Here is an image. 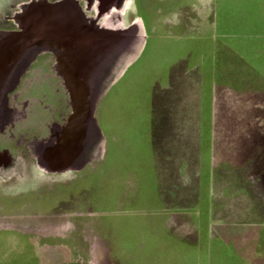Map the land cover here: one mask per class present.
Returning <instances> with one entry per match:
<instances>
[{
    "label": "rangeland",
    "instance_id": "rangeland-1",
    "mask_svg": "<svg viewBox=\"0 0 264 264\" xmlns=\"http://www.w3.org/2000/svg\"><path fill=\"white\" fill-rule=\"evenodd\" d=\"M195 11L182 12L193 29L188 34L164 22L163 14L156 27L150 11L139 15L156 38L147 41L133 74L98 107L99 124L115 135L108 156L116 169L100 179L102 187L89 176L73 190L75 173L58 181L31 169L23 188L16 179L0 180L9 198L68 187L65 197L45 200L42 208L0 213V231L44 236V264H264V0H226L220 7L214 40L234 52L230 73L218 65L226 56L216 53ZM152 48L159 50L155 58ZM171 82L176 100L168 116L175 113V121L157 131L126 115L134 111L141 120L155 112L146 106L147 91L171 88ZM35 88L26 90L28 99L58 107ZM46 111L27 122L41 127L58 116ZM112 113L117 127L107 122ZM147 132L151 148L144 145ZM170 134L176 145L164 155L158 147ZM221 136L233 140L219 142ZM6 148L12 157L21 155V147ZM232 154L239 159L228 158ZM27 221L41 232L19 230ZM32 246L24 235L1 234L0 264H20L21 251L28 255Z\"/></svg>",
    "mask_w": 264,
    "mask_h": 264
},
{
    "label": "water",
    "instance_id": "water-1",
    "mask_svg": "<svg viewBox=\"0 0 264 264\" xmlns=\"http://www.w3.org/2000/svg\"><path fill=\"white\" fill-rule=\"evenodd\" d=\"M0 25L16 29L0 31L7 38L0 49L17 68L13 78L24 75L27 91L40 86L58 104H50V113L66 118L50 122L48 139L29 141L20 156L0 152V180L16 179L22 187L31 169L67 181L105 152L97 110L142 54L143 20L134 0H0ZM35 112L36 97L21 109L0 101V128Z\"/></svg>",
    "mask_w": 264,
    "mask_h": 264
},
{
    "label": "flooded vegetation",
    "instance_id": "flooded-vegetation-1",
    "mask_svg": "<svg viewBox=\"0 0 264 264\" xmlns=\"http://www.w3.org/2000/svg\"><path fill=\"white\" fill-rule=\"evenodd\" d=\"M135 2L138 7V14H143L144 9H147L146 7L149 4L150 0H135ZM11 30H16V29H12L10 27H5L0 25V31L6 32ZM6 39H7L6 37H4V39L0 38V44L1 41H3V45L1 44L2 46L0 47H5ZM8 63H9V56H7L5 50L1 51L0 49V101L16 105L21 109V106L24 104V102H26L27 99L26 87L28 85V81L26 77L22 74H20L18 79L17 78L15 79V77L13 78V74L16 72L17 68L14 67L12 69L11 63L10 65ZM41 66H43V64H39V66L36 67V69L38 70ZM38 75H39L38 73L35 74V76ZM35 84L39 85L40 83L34 82V85ZM2 93L4 95H1ZM41 96L45 98L43 94ZM42 102H43L42 99L37 98V111L39 110L40 111L34 115H36L37 118H39L38 121L42 118V114H43L42 111L44 109L47 110L49 113L51 110L50 106H47L45 108L42 107L43 104ZM45 102H47V100ZM65 112L67 114L68 111ZM57 115L58 116H55L52 119V121H56L61 124L65 123L66 118L60 116L59 114ZM45 120L47 119H43L42 121L39 122L40 126L42 125L41 122H46ZM38 121L35 123V125H31L27 122V119L21 118L17 120L14 123V125L11 126L9 125L0 128V152L6 150L7 145L9 146L13 144L17 151H21V149L23 150V147L29 141H32L34 139H38V140L48 139L51 133L49 129L50 123H44L41 127H38L36 126ZM19 147H21V149ZM105 171L106 169L102 161H97L91 164H87L80 171L75 172L76 177L68 187H73V190H75L74 188L76 187V184H78L80 179L89 176L92 177V179L95 182H97V184L99 183L102 187V184L100 183V179L104 178L106 174ZM68 187L57 186L52 191L42 190L41 192L24 194L15 198H9L5 196L4 193L0 192V213L2 214L9 211L11 212L17 211L21 208L24 209L31 208L32 211L36 210L37 208H42L45 200L53 202L54 200L59 201L61 198L65 197L67 195L66 190L68 189ZM37 226H38L37 223H31L27 221L25 223H22V225L18 228L19 230H24V231H35L36 234L37 233L39 234L41 231L39 230L40 228H37ZM15 229L17 228L15 227ZM41 229H43L42 226ZM7 232L17 233L18 235H24L33 244L32 246L33 251L28 253V255L23 251L24 249L21 251V256L23 259L21 262L22 264H25L26 261H29L30 263L32 262L33 264H44L43 261L44 258L42 255L43 243L40 240V238L44 237L43 235H29V234L20 233L18 231H0V235ZM4 264H6V262H4Z\"/></svg>",
    "mask_w": 264,
    "mask_h": 264
},
{
    "label": "crops",
    "instance_id": "crops-1",
    "mask_svg": "<svg viewBox=\"0 0 264 264\" xmlns=\"http://www.w3.org/2000/svg\"><path fill=\"white\" fill-rule=\"evenodd\" d=\"M224 1H226V0H150V2L146 8L148 11L151 12V15L154 17V22L152 23L153 24L152 27H156L157 24L161 23L160 18H161V14H163L164 22H169L172 25H174V24L181 25L183 27L182 30L183 29L186 30L185 31V33L187 32L186 34H188L189 32H192L193 29H188V26L191 25L190 24L191 22L188 18L189 16L187 17V16L182 15L183 14L182 12H184L185 9H187V10L188 9H196V11H195L196 18L200 19L199 21L204 27L203 33H205V35L209 34L211 36L210 40L212 41V43L214 42V45L217 48L216 53L218 55H221V57H222V55L226 56V58L223 59V63L221 65L219 63L220 62V60H219L218 65L220 67H222L221 69L223 72L230 73V72H235V69H236V67H234L235 66V62H234V58H233L235 56L234 52L232 50H230L227 46H224V45L223 46H217L218 43L216 45V42L214 40L216 35H217V33H215V32L217 30V25H218V21H217L218 20L217 19L218 12L220 13V7ZM134 3L136 6V9L138 11V7L136 5L135 0H134ZM169 15H171V16H169ZM186 18H187V21H185ZM142 20H143V18H142ZM157 20L159 22H157ZM143 23H144V21H143ZM153 30H155V28ZM153 30H151V32H153ZM149 32L146 33L147 34L146 44H147V41H151L152 37L156 38V36L154 34H150ZM205 35H204V38H205ZM222 36L224 38H230L229 35H222ZM204 38H202V39H204ZM146 44H145V48H144L142 54L140 55V57L138 58V60L127 69V71L125 72L123 77L111 88V90L108 92V94L101 100L100 104H102L103 101L106 100L110 96V94L112 93V91L116 87H118L127 77H130V75L133 74V72H134L133 68L141 60V58L145 52V49H146ZM214 45L212 44V45H210V47H213ZM152 51H154L155 53L153 52V54H152L153 56L151 55V57L155 58L156 56H158L157 55V52L159 51L158 49L152 48ZM218 51H219V53H218ZM228 54L230 56H233L232 57V60H233L232 65L234 67L233 70L232 69L230 70V67H229L230 61L228 59H230V57ZM221 57H219V58L221 59ZM221 69H219V70H221ZM171 77H172V75H171ZM170 81H171V79H170ZM170 85H171V88L157 87L156 92H154V93L152 91L151 92L147 91L146 98L147 97L148 98L146 99V102H147L146 106H148V108L151 109V111H155L153 109V108H155L156 109L155 112L147 113L146 117H144V119H141V120L136 118L138 115L136 113H134V111L131 112L132 114H126V115L133 116L140 123L138 126H140L141 124L147 125V126H150V128H156L157 131H159L164 126L169 125L168 123H169L170 119L175 121V119H176L175 113H173L171 116H168V114L170 113V109L173 108L172 105L174 104V100H176V98H173L171 96L172 95L171 89L174 88V85H172V82ZM140 104L143 105V102L138 103L139 108H140ZM148 108L146 107L147 110H148ZM172 110H174V108ZM157 111H159V112H157ZM113 116H114V114L112 113V119L111 118L107 119L108 123L112 122V120L113 121L115 120ZM153 118H155L156 120L154 121ZM178 120L180 121V119H178ZM114 123H112V124H114L113 126L117 127L115 121H114ZM99 126L101 129V134H102L104 141H105V152L99 161H102L104 163V167L106 169V171H105L106 174L104 177L108 178V176L110 174H112V175L114 174L113 170L116 169L114 164H112L113 160H109L111 154H109V156H108V153L111 150L109 143L112 144V142H113L112 139H113L114 134L109 135L108 130L104 129L101 126V124H99ZM146 135H147V139L145 140L144 145L151 148V144L153 143V145H154L153 136L149 132H147ZM174 136L179 138V135H174ZM180 136H182V134ZM162 139H164V140H160V141L162 143H164L165 146H159L158 147L159 152L164 154V155L165 154L171 155L172 153L170 154V152H172L173 146L176 145L174 143L175 141H174L173 134L168 135L167 138L162 137ZM169 143H170V146H169ZM111 156H113V154ZM182 164L184 166V162H182ZM109 165H112L111 168H108ZM108 169L112 170V171L107 172Z\"/></svg>",
    "mask_w": 264,
    "mask_h": 264
},
{
    "label": "trees",
    "instance_id": "trees-1",
    "mask_svg": "<svg viewBox=\"0 0 264 264\" xmlns=\"http://www.w3.org/2000/svg\"><path fill=\"white\" fill-rule=\"evenodd\" d=\"M44 103H46V102H44ZM233 134H231V136H232ZM231 140H233V138H226L225 136H221V137H219V142H223V143H225V142H231ZM243 140L241 139V142H242ZM243 143H246L247 144V142H245V141H243ZM228 158H230V159H232V160H234V161H236V160H238L239 159V157H238V155H234V154H232L231 156H229L228 155Z\"/></svg>",
    "mask_w": 264,
    "mask_h": 264
}]
</instances>
